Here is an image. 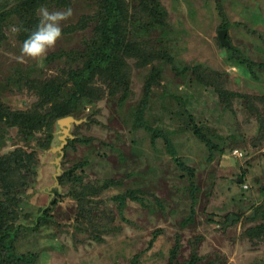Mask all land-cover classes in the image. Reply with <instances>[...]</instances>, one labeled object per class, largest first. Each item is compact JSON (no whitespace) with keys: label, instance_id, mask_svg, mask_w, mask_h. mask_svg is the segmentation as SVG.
Listing matches in <instances>:
<instances>
[{"label":"rangeland","instance_id":"rangeland-1","mask_svg":"<svg viewBox=\"0 0 264 264\" xmlns=\"http://www.w3.org/2000/svg\"><path fill=\"white\" fill-rule=\"evenodd\" d=\"M153 2L165 24L128 29L166 51L172 64L137 67L131 59L124 71L117 69L120 75L96 76L89 85L93 100L69 116L77 122L70 128L58 119L27 135L0 125V158L22 159L23 166L8 178L1 173L12 188L0 186V208L13 223L12 251L32 254L35 264H264V229L255 217L264 205V0ZM69 3L73 16L42 61L18 63L23 42L10 31L15 24L3 28V108L38 109L42 83L62 88L69 72L82 67L85 49L98 40L99 0ZM223 26L227 45L218 41ZM195 65L235 95L230 104L221 105L212 86L175 72ZM154 68L160 73L148 87ZM50 105L42 111L46 120ZM136 114L168 132L197 191H190L163 140L152 141L138 126ZM193 125L213 148L197 139ZM64 128L71 138L57 151ZM128 193L139 201L126 199L120 207L114 198ZM8 264L26 263L9 258Z\"/></svg>","mask_w":264,"mask_h":264},{"label":"trees","instance_id":"trees-1","mask_svg":"<svg viewBox=\"0 0 264 264\" xmlns=\"http://www.w3.org/2000/svg\"><path fill=\"white\" fill-rule=\"evenodd\" d=\"M130 1L134 3V7H130ZM69 2L70 0H0V35L3 34L2 30L4 27L13 23L15 26L21 28V31L18 33V40L23 42L30 32L35 29L38 23L36 10L41 5L49 8L53 6L61 8L68 7L70 4ZM153 5V0H99L98 15L100 16L99 20H97L99 23L96 29L98 40L93 44H89L85 49L81 57L82 67L69 72L68 84H64L62 88L59 87V84L51 80L42 83L38 91V109L32 108L26 112H10L7 108H3L0 105V125L7 123L10 127L19 126L27 135L31 134L33 130L40 129L46 122L51 123L55 120L73 115L86 100H93V95L89 93V85L96 76L102 77L108 71H111L113 76L116 73L120 75L117 69L124 71V69L127 68L128 61L131 59L135 61L137 67L146 66L154 62H158V64H172L173 58L167 54L166 51H157L158 49L153 50L149 42L135 39L136 37H133L130 29H128L129 25L133 27H142L145 21L147 24L143 26L144 32H146L148 27L165 24ZM222 29L226 30V27L223 26ZM225 39L227 41V38ZM176 70L175 72H178V75L189 74L194 84H207L212 86L221 105L226 106L230 104L231 100L235 97L234 94L227 93L220 84H217L218 78L208 76L207 79V72L205 73V70L199 65L192 67L183 66V68H176ZM159 73V70L155 68L152 69L146 86L149 87ZM109 91H111V89ZM60 92L64 94V100L56 101L55 99ZM144 103L146 102L144 101ZM48 104H51V111L49 118L46 120V116L42 111L45 110ZM135 117L138 119L136 120L138 126L151 134L152 141L158 138L163 140L166 153L170 156L175 166L180 169L182 174H187L184 175L190 183V191L194 189V191H197L193 181L194 173H192L193 171L191 172L190 168L185 166L177 157L171 138L168 136V132L163 131L161 128L152 129L147 126V123L142 121V116L140 114H136ZM191 128L199 141L208 149L213 148L202 129L195 125ZM70 143L71 142L68 141V144ZM0 160L3 161L0 162V168L2 166L6 167L5 170L0 169V175L1 173L4 176L8 175L7 178L23 167L22 159L16 161L15 159L10 160L9 156H4L0 158ZM24 166L26 167L27 165L25 164ZM70 173L71 171L68 174ZM11 185L9 180H4V178L0 176V186L11 189ZM109 186L112 185L107 184L106 187ZM193 196L194 194H192V197ZM126 199L139 201L138 196H135L133 193L117 196L114 198V201L122 207ZM193 200L195 201V197H193ZM52 204H55V202L53 201ZM256 209V220L259 219L261 221V224L258 225L257 228L262 230L264 229V205ZM191 211L194 213L193 208H191ZM47 215L48 211L45 210L41 213L39 219H45ZM192 218L193 215L191 216V219ZM191 221L192 220L187 219L184 223L187 226ZM12 226L13 223H8V217L3 214V208H0V264H8L9 258L11 261L17 259V262L35 264L32 254L17 255L14 253V250L12 251V243L14 240V229H12ZM253 231L258 232V230ZM1 248L6 250L4 254L1 253Z\"/></svg>","mask_w":264,"mask_h":264},{"label":"clouds","instance_id":"clouds-1","mask_svg":"<svg viewBox=\"0 0 264 264\" xmlns=\"http://www.w3.org/2000/svg\"><path fill=\"white\" fill-rule=\"evenodd\" d=\"M38 23L34 30L20 46L19 54L14 59L21 64L29 61H42L49 51L53 50L58 40L62 37V23L73 16V9L67 7L62 11H49L44 5L37 10ZM10 31L18 34L21 28L12 26Z\"/></svg>","mask_w":264,"mask_h":264},{"label":"water","instance_id":"water-1","mask_svg":"<svg viewBox=\"0 0 264 264\" xmlns=\"http://www.w3.org/2000/svg\"><path fill=\"white\" fill-rule=\"evenodd\" d=\"M226 32L224 30H221L218 32V41L220 42L221 45H227L228 42L226 41ZM70 123H77L72 117H66V118H63L61 120L58 121V125L60 127H66V128H70ZM64 128L63 129V135L64 137H62V144L56 148L57 151H60V149L63 147L64 144H66V141H65V138H66V135H68V138H71L68 134V130ZM240 182V181H239ZM232 220V217L230 218L229 222Z\"/></svg>","mask_w":264,"mask_h":264}]
</instances>
